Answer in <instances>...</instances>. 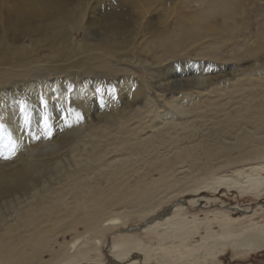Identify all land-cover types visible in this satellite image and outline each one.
Listing matches in <instances>:
<instances>
[{
    "label": "bare ground",
    "instance_id": "1",
    "mask_svg": "<svg viewBox=\"0 0 264 264\" xmlns=\"http://www.w3.org/2000/svg\"><path fill=\"white\" fill-rule=\"evenodd\" d=\"M66 2L67 0H0L2 16L0 84L32 74L45 73L47 70L51 71L50 68L47 69L46 64H43L42 58L35 57L39 50L46 51V47L49 48L50 45V51H52L54 48H59L61 44H69L72 34L81 30L87 36L91 33L88 28L86 31V24H84L87 8L84 9L82 4H78L77 8H71L67 6L70 2ZM156 2L160 3L159 7L163 11L162 21L159 23L158 30L154 29V34L149 39L152 41L142 51L150 58L152 57L158 65L179 54L184 55L182 57L189 56L190 54H186L187 49L195 45L199 46L205 39L212 41L213 36H217L220 30L227 31L231 28L233 0H209L204 10L177 16H175L177 9L164 4L163 0H134L142 11L137 12L139 18L135 22L140 21L139 27L136 28L135 35L128 43L132 47L124 45L127 44L125 41L127 36L123 31L126 27L123 26L120 29L109 21L108 24L105 23V29L107 32H113V39L106 41L103 39L96 49H92L91 43L87 41L90 38L84 37L81 45L78 46L82 53L77 59L92 60V63L85 66L82 72L93 75L99 71L105 72L104 69L116 70L112 66V59L124 50L127 56L133 57L137 51V48L133 47V40L134 43L142 41L143 35H138L143 32L140 26ZM171 17L173 29H169L167 25ZM5 38L7 43H4ZM55 39H60V43ZM15 40L29 41L31 47L15 45ZM228 41L229 39L224 38L217 40L214 45L217 49L219 43ZM214 45L211 42V46L198 52L194 51V56L212 58L215 54ZM52 53L55 54V52ZM12 61H15V66L9 65ZM259 81L262 86L264 78H246L239 86L231 87L232 93L240 94L250 84L254 85ZM193 82L196 88L201 87L203 83L202 80L195 78ZM149 98L145 99L141 109L130 111V115L127 113L119 118L111 117L107 125L89 126L84 137L85 133L80 136L81 132L76 130L63 134L65 130L62 129L53 143L43 144L44 138L36 136L33 139H30L31 137L25 139H30L29 141L21 142L16 139L18 131L13 130L14 134L11 137L20 147L19 154L26 159L19 158L17 161L21 162L10 167L3 161L16 160L17 156L13 158L7 156L0 160V165L3 166L0 168V199L17 193L27 195L30 194V190L34 192L30 194L31 201L17 209L12 223L4 224L2 223L4 221L0 219L3 224L0 229V264H42L41 256L44 253L50 255L48 264H108L103 262L100 256L93 258L92 253H98V248L96 245L90 246L88 242H84L71 259H68V254L65 252L67 246L59 244L57 250L53 247L60 234L72 231L78 226H83L86 230L98 231V224L110 206L126 203L133 207L142 197L149 196L156 187L163 188L164 177H160L156 182L147 177L153 169L161 170V174H166L171 164L166 158H162L153 167L144 164L139 168L135 154L140 146L145 150L154 151L155 158L159 156V150L156 154V149L161 146L167 149V153L177 151V164L181 163L183 159L181 140L177 142L172 140V132L177 133L176 125L170 121L152 124L146 137L140 136L139 127H131L133 116L139 121L149 117L150 106L153 105ZM15 104V102L6 103V110L14 109ZM195 104L198 106L197 110L203 108L202 105ZM263 106L264 104L261 108ZM187 108L173 106L177 114L183 115L189 112ZM244 113L245 111L240 115ZM261 117L264 119V111L261 112ZM12 119H16L14 113ZM148 121L154 123L151 120ZM181 128L187 127L181 125ZM157 134L161 138V144L156 143L154 146L153 137ZM56 136L57 134H54L52 138ZM119 136L122 138L117 140ZM66 148L69 149L67 152L70 160H68L69 166L62 171L63 175L60 174L52 181H45V184L40 186L42 177L52 166V162L44 159L47 158L44 156H51L53 153L55 155L56 152ZM145 166H148V169L145 168L142 173L141 169ZM168 176L172 177L173 174ZM187 178L185 186L180 190L173 187L178 181L166 182L168 194H172L176 199L169 206L170 213L157 218L154 216H159L169 207L162 212L155 211L159 205L145 208L146 217L143 223L136 225L142 226L140 230L126 232L125 228L116 240H109L111 246L109 256L116 260L115 264H150L153 255H157V251L165 255H163L164 258L154 259L158 264H206L217 256H224L227 253L232 258H242L249 254L264 252V164H253L247 169L235 171L231 176L217 178L212 184L214 191L226 190L242 199L255 200L252 206L245 209L239 205H233L223 210L225 205L219 204L217 211H208L205 218H199L201 214L194 212L191 207L195 208L196 202H205L202 207L205 209L210 201H204L203 198H191L208 191V186L197 187L195 179ZM260 202L263 205H260ZM152 218L154 219L151 220ZM257 219L260 220L255 221ZM112 221L125 226L120 218H114ZM147 221L148 223L145 224ZM141 233L152 236L157 248L153 249L131 237H124ZM77 242L79 240L74 244L76 245ZM72 246H74L73 243ZM68 248L67 252L71 247ZM137 256H140V259H136ZM165 257L169 258V261Z\"/></svg>",
    "mask_w": 264,
    "mask_h": 264
},
{
    "label": "rangeland",
    "instance_id": "2",
    "mask_svg": "<svg viewBox=\"0 0 264 264\" xmlns=\"http://www.w3.org/2000/svg\"><path fill=\"white\" fill-rule=\"evenodd\" d=\"M208 1L163 0V3L176 8L175 16H177L202 11ZM66 3L71 8H77L78 4H82L84 9L87 8L84 24H86V31L88 28L91 33L87 36L81 30L72 34L69 44H61L59 48H54L52 51H50V45L49 48L46 47V51L39 50L35 57L42 58L43 64H46L47 69L50 68L51 71L47 70L45 73L32 74L0 84V160L7 156L9 158L17 156L16 160L3 161L10 167L20 163L21 161H17L19 158L26 159L19 154L20 147L11 137L14 134L13 130L18 131L17 141H29L36 136L44 138L43 144L53 143L62 129L65 130L63 134L76 130L81 132L79 134L81 136L89 126L107 125L111 117L119 118L127 113L130 115V111L134 109H141L145 99L149 97L153 103L150 106L149 117L139 121L133 116L131 127H139L140 136L146 137L152 124L170 121L178 128L177 133L172 132V140L176 142L181 140L183 159L177 164V151L167 153V149L163 146L156 149V154L159 150V156L155 158L154 151L145 150L140 146L135 154L139 168L144 164L153 167L162 158H166L171 164L166 174H161V170L153 169L155 172L150 170L147 177L155 182L160 177H164L163 188L156 187L150 193L151 195L142 197L133 207L126 203L110 206L98 224V231L86 230L83 226H78L72 231L60 234L56 238L53 249L57 250L59 244L67 246L65 252L68 254V259H71L77 249L84 242H88L90 246L96 245L98 248V253H92L93 258L100 256L103 262L108 263L105 254L107 241L116 240L125 228L142 224L146 217L145 208L159 205L155 211L162 212L169 207L176 199L172 194H168L166 182L178 181L173 187L180 190L185 186L187 177L190 180L195 179L197 187L208 186V191L191 198H203L204 201H210L205 209H202L205 202H196L197 206L191 207L194 212L201 214L199 218H205L208 211H217L219 204L225 205L223 210L233 205H239L245 209L252 206L255 200L242 199L226 190L214 191L212 184L217 178L231 176L235 171L247 169L253 164H264V119L261 117V112L264 111V106L261 108L264 104V84L260 86V81L254 85L250 84L240 94H233L231 89V87L239 86L246 78H264V0H233L231 28L227 31L220 30L217 36H213L212 41L205 39L199 46L194 44L195 46L186 50L189 56L182 57L184 55L179 54L159 65L142 51L152 41L149 39L152 38L154 29L158 30L159 23L162 21L163 11L159 7L160 3L156 2L140 26L143 32L138 35H143L142 41L134 43L133 40V47L137 48L136 54L130 57L124 50L112 59V66L116 70L104 69L105 72L99 71L93 75L82 72V69L92 63V60L77 59L82 53L78 46L81 45L84 37L90 38L87 41L91 43V46L88 45L92 49H96L103 39L105 41L113 39V32H107L105 29V23L108 24L111 21L120 29L123 26L126 27L123 31L127 36L125 40L127 44L124 45L132 47L128 43L135 35L136 28L139 27L140 21H135L139 18L137 12H141L142 9L134 3V0H67ZM172 17L167 22L169 29L174 28ZM0 21H2L1 10ZM224 38L229 41L219 43L216 49L215 42ZM15 41V45L31 47L29 41ZM55 41L60 43V39ZM211 42L215 48L212 58L194 56V51L198 52L211 46ZM4 43H7L6 38ZM9 65L15 66V61ZM194 78L202 80L201 87L196 88ZM8 102H15V108L6 110L5 106ZM195 103L202 105L203 108L197 110L198 106ZM173 106L188 107L189 112L185 115L177 114ZM244 111L247 114L240 115ZM13 113L15 120L12 119ZM171 116L174 120L170 118ZM181 125L187 128L182 129ZM54 134L57 136L52 138ZM85 135L86 133L83 137ZM28 137L31 138L25 140ZM121 138L119 136L117 140ZM160 139L158 134L155 135L153 145L161 144ZM68 150L66 148L56 152L55 155L53 153L51 156H44L47 158L39 157L52 162V166L42 177L40 186L44 185L45 181H52L60 174L63 175V169L69 166ZM1 167L3 166L0 165ZM145 168L148 169V166L141 169L142 173ZM170 174L173 176L169 177ZM33 192L34 190H30V194ZM30 194L17 193L0 199V219L4 221L2 223L10 224L14 221L17 209L31 201ZM260 203L263 205L262 202ZM114 218H120L125 226L112 221ZM2 223L0 222V229L3 226ZM112 236L114 238H111ZM124 237H131L153 249L157 248L155 240L148 234H132ZM78 240L79 242L75 245L74 242ZM68 247H71L69 252H67ZM163 255L161 251H157V255H153L150 264H158L154 259L164 258L165 255ZM136 259H140V256ZM165 259L169 261V258L165 257ZM49 262L50 255L42 254L41 263ZM210 263L264 264V252L249 254L242 258H232L227 253L224 256H217Z\"/></svg>",
    "mask_w": 264,
    "mask_h": 264
},
{
    "label": "water",
    "instance_id": "3",
    "mask_svg": "<svg viewBox=\"0 0 264 264\" xmlns=\"http://www.w3.org/2000/svg\"><path fill=\"white\" fill-rule=\"evenodd\" d=\"M170 211H171V208L169 207L164 212L160 213L159 216H154V217L161 218V217L167 215L168 213H170ZM153 219L154 218H152L151 220H153ZM151 220H149V221H151ZM146 223H148V221L145 222V224ZM145 224H143V225H145ZM141 227L142 226H132L130 228H126V230H124V231H126V232H136V231L140 230ZM110 247H111L110 246V241L108 240L107 241V245L105 247V254H106L107 259H108V264H115V263H117L116 260H114L113 258H111L109 256V249H110Z\"/></svg>",
    "mask_w": 264,
    "mask_h": 264
}]
</instances>
